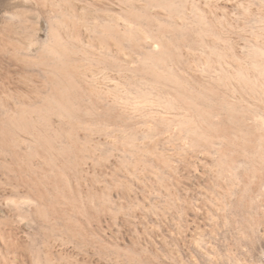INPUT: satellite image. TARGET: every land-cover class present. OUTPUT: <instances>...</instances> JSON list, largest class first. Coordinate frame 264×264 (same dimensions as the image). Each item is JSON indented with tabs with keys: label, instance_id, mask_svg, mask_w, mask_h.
Segmentation results:
<instances>
[{
	"label": "rangeland",
	"instance_id": "1",
	"mask_svg": "<svg viewBox=\"0 0 264 264\" xmlns=\"http://www.w3.org/2000/svg\"><path fill=\"white\" fill-rule=\"evenodd\" d=\"M100 1L117 20L119 0ZM125 9L126 70L105 79L85 63L95 82L84 120L43 110L14 123L15 111L0 109V264H212L218 254L243 263L254 245L247 264H264V0H126ZM86 15L66 13L83 31ZM181 24L186 33L174 30ZM214 41L217 51L206 47ZM147 51L165 52L146 63L158 74L207 81L223 68L217 99L187 108L139 70ZM96 101L126 118L108 121Z\"/></svg>",
	"mask_w": 264,
	"mask_h": 264
},
{
	"label": "bare ground",
	"instance_id": "2",
	"mask_svg": "<svg viewBox=\"0 0 264 264\" xmlns=\"http://www.w3.org/2000/svg\"><path fill=\"white\" fill-rule=\"evenodd\" d=\"M100 2V0H92V2L87 0H0V109L1 112L2 109H6V113L10 110L15 111V113L13 112L15 115L12 117L9 116V113L12 114L11 111L7 114L10 122L27 123V113L30 111L41 113L43 110H49V112L52 110L59 118L64 117L65 113H70L76 119L84 120L85 114L83 113L86 112L84 96L86 93H91L95 82L93 80L95 78L89 79L82 70L86 67L87 61L93 64L92 67H95L98 73L99 71L103 73L105 79L108 78L107 72L113 68L121 74V77L124 75L126 65L122 61V53L124 44L129 38L125 26L129 17L128 11L125 9L126 0H119L121 8L117 20L109 17L108 11H105ZM196 9L197 6L193 5V14L196 13ZM66 13L72 14L80 20L87 19L86 14H88L91 22L86 25V31L82 30L83 24L77 25L74 22L75 19L71 21L72 19L67 18ZM201 18L195 16L194 20L201 21ZM44 24L48 26L47 35L50 43L42 40ZM64 25L71 28L66 35L61 30ZM174 30L177 33H186V27L183 24L175 25ZM162 42L159 41V45L167 50L170 46ZM206 47L213 51H217L219 48L215 41L206 42ZM259 48L264 50V45ZM113 49L117 50L116 54H113ZM111 55L117 56L118 61L115 65L110 58ZM143 56L142 66L139 70L153 80L155 79L156 82L167 84L174 90L173 93L177 95V98L181 96L185 101L190 100L187 108L194 107L192 109L200 112L197 106L193 105L194 101L197 103L201 100L204 101L205 97L211 100L217 99L216 85L218 86V84L216 83L224 73L223 68L210 71V80L203 81L198 78L189 80L177 75L172 76L173 74H158L147 68V62L157 64L164 62L166 57L164 51L159 54L147 51ZM234 58L237 63H233L231 67L238 73L240 58L238 56ZM194 91L198 92L193 93ZM96 105L100 106L101 103L96 101ZM218 105L221 108L228 106L224 101H219ZM100 107L102 108L101 114H105L104 117L108 121H114L117 118L124 121L126 118L124 110L119 111L118 115L113 114L114 104ZM207 113H211V110H208ZM207 117L210 118L211 114ZM217 128L211 126L209 132L218 133ZM193 129L190 128L191 131ZM194 131L196 132V129ZM75 140L77 141L76 138ZM76 143L72 142L69 148L61 150L59 158L75 152ZM57 177L61 179L62 174L59 173ZM237 210L244 213L247 209L238 205ZM256 247L254 245L253 249H247L244 257L241 255L244 264L251 263L255 259L259 251V249H255ZM214 262L216 264H243L234 255L225 259L220 254L216 256Z\"/></svg>",
	"mask_w": 264,
	"mask_h": 264
}]
</instances>
